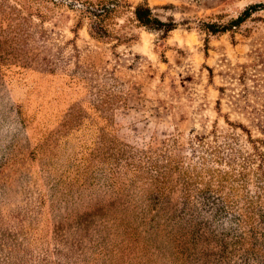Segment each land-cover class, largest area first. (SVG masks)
<instances>
[{"label":"rangeland","instance_id":"rangeland-1","mask_svg":"<svg viewBox=\"0 0 264 264\" xmlns=\"http://www.w3.org/2000/svg\"><path fill=\"white\" fill-rule=\"evenodd\" d=\"M259 3L0 0V264H264Z\"/></svg>","mask_w":264,"mask_h":264},{"label":"trees","instance_id":"trees-1","mask_svg":"<svg viewBox=\"0 0 264 264\" xmlns=\"http://www.w3.org/2000/svg\"><path fill=\"white\" fill-rule=\"evenodd\" d=\"M103 8H101L102 10ZM103 13H106V10H102ZM263 12L264 13V3L251 4L244 8L241 13L232 21L228 22L224 26H219L216 24H204L203 30L208 35H219L225 32L231 31L232 28L237 27L240 23L244 22L246 19L250 18L251 15ZM84 14L89 17V36L95 38H101L104 35L100 25V18L102 14L93 13L88 10H85ZM132 16L134 21L140 28L145 30L154 31L160 33L161 38H164L166 34L174 29V24L169 22H161L158 19L154 18L151 14V11L144 5H136L132 9ZM219 90V89H218ZM220 91V90H219ZM193 141L197 142V146L202 144V138L194 137Z\"/></svg>","mask_w":264,"mask_h":264}]
</instances>
